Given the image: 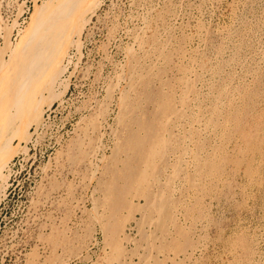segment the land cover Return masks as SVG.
I'll use <instances>...</instances> for the list:
<instances>
[{"label": "rangeland", "instance_id": "1", "mask_svg": "<svg viewBox=\"0 0 264 264\" xmlns=\"http://www.w3.org/2000/svg\"><path fill=\"white\" fill-rule=\"evenodd\" d=\"M94 7L80 37L51 44L40 34L64 4L0 0L4 143L24 130L28 115L14 114L44 58L55 52L63 68L49 74L61 80L46 82L27 151L3 169L0 264H264V0ZM34 55L42 65L27 69ZM51 92L63 94L49 106Z\"/></svg>", "mask_w": 264, "mask_h": 264}, {"label": "bare ground", "instance_id": "2", "mask_svg": "<svg viewBox=\"0 0 264 264\" xmlns=\"http://www.w3.org/2000/svg\"><path fill=\"white\" fill-rule=\"evenodd\" d=\"M95 1H97V0H59V6H61V5H63L64 4V10L67 12V13H62L61 15H58V17H56V14H55V12H54V16H55V20H58L54 25H52L51 27H49L48 28V26H49V24L48 25H46V28H44V30H42L41 31V34H40V38H46V39H49V38H51V40H50V42H51V44H52V42L55 40V44H56V42H57V44H60V40H61V42H62V39H63V37L65 36V35H69V34H71V33H73V32H76L77 33V35H78V37H80V35H81V32H82V30H83V28H84V26H85V24H86V22H87V19H86V17H85V13H87V12H89V11H93V9H95V7H94V3H95ZM243 6V5H242ZM234 9V8H233ZM94 12H95V10H94ZM57 13V12H56ZM65 16V17H64ZM264 16V15H263ZM254 18V17H253ZM51 19V18H50ZM48 20L49 22L51 21V20ZM53 20V19H52ZM55 20H54V22H55ZM259 20V19H258ZM47 21V22H48ZM47 22L45 23V24H47ZM71 24V27L70 28H67L66 27V25L67 24ZM261 23V22H260ZM45 24H44V26H45ZM171 26V25H170ZM65 27L68 29V30H65L64 31V29H65ZM173 29V28H172ZM239 29V28H238ZM166 31V30H165ZM231 31V30H230ZM257 31V30H256ZM63 32V34H61ZM66 32V33H65ZM227 32V31H226ZM65 33V34H64ZM144 33V32H143ZM159 33V32H158ZM156 35V34H155ZM226 35V34H225ZM243 35V34H242ZM185 36V35H184ZM172 37V36H171ZM68 40H69V38L65 41L66 43H64L63 45H62V49H60V51H62V50H64L65 48H66V46H67V42H68ZM259 40V39H258ZM155 42V41H154ZM40 43H42V42H40ZM54 43H53V45H54ZM77 43H80V40L78 39L77 40ZM238 43V42H237ZM247 43V42H246ZM167 44H168V42H167ZM171 44V43H170ZM241 44V43H240ZM160 45V44H159ZM250 45V44H249ZM56 46V45H55ZM58 46V45H57ZM50 47V46H49ZM164 47V46H163ZM219 47V46H218ZM58 48V47H57ZM56 47H55V49H57ZM157 49H158V47H157ZM172 51V50H171ZM182 51V50H181ZM228 51V50H227ZM232 51V50H231ZM183 52V51H182ZM131 53H133V52H131ZM169 53V52H168ZM191 53V52H190ZM130 54V53H129ZM185 54V53H184ZM187 54H188V52H187ZM250 54V53H249ZM186 55V54H185ZM189 55V54H188ZM195 55V54H194ZM183 56V55H182ZM215 57V56H214ZM224 57V56H223ZM137 58V57H136ZM184 58V57H183ZM197 58V57H196ZM193 59V58H192ZM44 60L45 61H43L44 63H45V65L42 67V69L44 70V72H47L46 73V75L43 77V80H41L40 82H41V84L38 82L37 84H36V86L33 88V91L30 93V95L28 96L30 99L29 100H27V99H22L21 101H20V99L18 100V104H17V106H18V108L16 109V112H15V114H14V116H19V115H21V114H23V113H25L26 112V114L28 115V117H27V122H26V125H24L23 126V128H24V130H23V132H21V133H19V134H15L14 133V130H9L8 132L9 133H7L8 135H7V137H6V140H5V143L3 142V139L1 138V134H2V131H3V127H5V124H4V122H6V120L7 121H10L11 120V117H9V112H8V109H6L4 106H1L0 105V188L7 182V179H8V175H5L4 174V172H3V169H4V167L6 166V164L9 162V160L17 153V152H21V151H23V152H26L27 151V147L26 146H24V145H22V143L23 142H28L30 139V136H31V132L29 133V126L30 125H32V124H36V125H39L41 122H42V113H43V110H42V101L44 100V90H45V85H46V82H48V81H50V83H52V82H54V80H61V77L57 74L56 75V79L54 78V76H52L51 78H48L50 75V73H52V69L54 70L55 68H56V66H57V68H59V70H60V72L63 70V68H62V66H61V61H62V59H61V57L60 56H57V54L54 52H50L49 53V55H48V58H44ZM168 60V59H167ZM188 60V59H187ZM216 60V59H215ZM25 61V67L27 66V69L28 68H31V67H33V65H35V63H37V62H41V59L40 58H37V55H34V56H32V57H30V56H28V58L27 59H25L24 60ZM156 61H157V59H156ZM163 61V60H162ZM181 61V60H180ZM191 61V60H190ZM235 61V60H234ZM241 61V60H240ZM187 62V61H186ZM47 63V64H46ZM197 63V62H196ZM248 64V63H247ZM41 65L42 64H40V65H38V63H37V65L35 66V68H40L41 67ZM130 65V64H129ZM222 65V64H221ZM234 65V64H233ZM251 65V64H250ZM208 66V65H207ZM140 67V66H139ZM184 68H186V66L184 67ZM189 68V67H188ZM27 69H25V72L23 71V73H22V76L20 77L21 78V80H20V78L18 79V83L19 84H23L24 82H23V77L25 76H27L28 78H30V79H32V77H31V73H29V72H26L27 71ZM148 69H150V68H148ZM187 69V68H186ZM186 69H184L185 71H186ZM190 69H192V68H190ZM189 69V70H190ZM222 69V68H221ZM38 70V69H37ZM182 70V69H181ZM20 71H22V70H19V72ZM123 71V70H122ZM143 71V70H142ZM184 73H186V72H184ZM188 73H190V72H188ZM214 73H215V71H214ZM130 74V73H129ZM229 74V73H228ZM184 75V74H183ZM234 75V74H233ZM259 75V74H258ZM134 76V75H133ZM144 76V75H143ZM192 76V75H191ZM19 77V76H18ZM138 77V76H137ZM142 77V76H141ZM141 77H139V78H141ZM145 77V76H144ZM186 77V76H185ZM208 77V76H207ZM117 78V77H116ZM155 78V77H154ZM156 79V78H155ZM177 79V78H176ZM184 79V78H183ZM189 79H190V77H189ZM28 80V79H27ZM182 80V79H181ZM181 80H179V81H181ZM187 80H188V76H187ZM132 81V80H131ZM196 81V80H195ZM150 82V81H149ZM182 83H183V81H181ZM189 82V81H188ZM199 82V81H198ZM202 82V81H201ZM160 83H161V80H160ZM175 83V82H174ZM186 83H187V81H186ZM190 83H192V82H190ZM227 83V82H226ZM132 84V83H131ZM130 84V85H131ZM136 84V83H135ZM167 84V83H166ZM188 84V83H187ZM182 85V84H181ZM169 86V85H168ZM188 86V85H187ZM220 86H222V85H220ZM67 87L68 86H65V88H64V91H63V93L67 90ZM185 87H186V85H185ZM195 87V86H194ZM216 87V86H215ZM163 88V87H162ZM167 89V91H166V93H169L168 91V88H170V87H166ZM179 88V87H178ZM191 88V87H190ZM171 90H172V88H170ZM181 89H182V86H181ZM184 89H186L187 90V88H183L182 90H184ZM193 89V88H192ZM220 89V88H219ZM161 90V89H160ZM163 90V89H162ZM181 90V91H182ZM185 90V91H186ZM46 91V90H45ZM175 91V90H174ZM180 91V92H181ZM190 91V90H189ZM210 91H211V89H210ZM239 91V90H238ZM163 93H164V90L162 91ZM171 92V91H170ZM177 92V91H176ZM187 92V91H186ZM206 92V91H205ZM264 92V91H263ZM62 93V94H63ZM165 93V94H166ZM182 93V92H181ZM183 93H184V91H183ZM189 93V92H188ZM187 93V94H188ZM61 93H54V94H52V92L49 94V95H52V97H51V101L49 102V106H51L52 105V103L54 102V100H57V99H59L60 97H61V95H62ZM140 94V93H139ZM171 94H172V92H171ZM186 94V93H185ZM227 94V93H226ZM238 94V93H237ZM38 95H40V97H41V99L39 100V97H38ZM126 95H127V93H126ZM167 95V94H166ZM181 95V94H180ZM216 95H218V94H216ZM163 96V95H162ZM169 96V95H168ZM172 96V98L174 97L173 96V94L171 95ZM171 96H170V98H171ZM161 97V96H160ZM180 97H182V99L183 98H185V97H183V96H180ZM225 97V96H224ZM244 97V96H243ZM163 98V97H162ZM161 98V99H162ZM169 98V99H170ZM171 98V99H172ZM176 98V97H175ZM213 98V97H212ZM125 99V98H124ZM156 99V98H155ZM158 99V98H157ZM170 99V100H171ZM182 99H178V100H182ZM200 99V98H199ZM184 100V99H183ZM183 100H182V102H183ZM213 100V99H212ZM167 101V100H166ZM166 101H164V102H166ZM172 101V100H171ZM221 102V101H220ZM229 102V101H228ZM236 102V101H235ZM169 103V102H168ZM172 103V102H171ZM170 103V104H171ZM159 104H162L161 102L159 103ZM165 104V103H164ZM175 104H177V103H175ZM185 106H186V103H183ZM223 104H224V102H223ZM234 104V103H233ZM123 105V104H122ZM166 105V104H165ZM226 105H227V103H226ZM157 106H158V103H157ZM170 106V105H169ZM168 106V107H169ZM173 106H174V104H173ZM173 106H171V107H173ZM252 106V105H251ZM261 106V105H260ZM166 107H167V105H166ZM187 107V106H186ZM162 108H165V107H163L162 106ZM166 109V108H165ZM172 109V108H171ZM179 109V108H178ZM183 108L181 107V110H182ZM210 109V108H209ZM225 109V108H224ZM230 109V108H229ZM162 110V109H161ZM170 110V109H169ZM164 111V110H163ZM162 111V112H163ZM167 111V110H166ZM171 111V110H170ZM170 111H168L169 113H170ZM184 111H186V110H184ZM173 112V111H172ZM178 112H180V111H178ZM177 112V113H178ZM183 112V111H182ZM187 112V111H186ZM203 112V111H202ZM240 112V111H239ZM255 112V111H254ZM165 113V112H164ZM167 113V112H166ZM166 113H165V115H166ZM177 113H176V115H177ZM199 113V112H198ZM225 113V112H224ZM238 113V112H237ZM104 114V113H103ZM173 114V113H172ZM181 114H183V113H181ZM191 114V113H190ZM218 114V113H217ZM223 114V113H222ZM264 114V113H263ZM164 115V116H165ZM173 115H175V113L173 114ZM176 115L174 116V117H176ZM215 115V114H214ZM238 115V114H237ZM163 116V115H162ZM170 116V115H169ZM179 116V115H178ZM181 116V115H180ZM217 116V115H216ZM219 116V115H218ZM136 117V116H135ZM134 117V118H135ZM141 118V117H140ZM169 118V117H168ZM177 118V117H176ZM175 118V119H176ZM183 118V117H182ZM195 118V117H194ZM193 118V119H194ZM124 119V118H123ZM165 119V118H164ZM167 119V118H166ZM170 119H171V117H170ZM169 119V120H170ZM196 119V118H195ZM168 120V119H167ZM168 120V121H169ZM179 120V119H178ZM230 120V119H229ZM139 121V120H138ZM173 121V120H172ZM181 121V120H180ZM179 121V122H180ZM187 121V120H186ZM201 121V120H200ZM224 121H225V119H224ZM244 121H245V119H244ZM162 122V121H161ZM175 122H177V121H175ZM227 122V121H226ZM165 123V122H164ZM247 123V122H246ZM133 124V123H132ZM185 124V123H184ZM188 124H189V122H188ZM187 124V125H188ZM191 124V123H190ZM189 124V125H190ZM235 124V123H234ZM167 125V124H166ZM165 124H164V127L166 126ZM186 125V124H185ZM228 125H229V123H228ZM241 125V124H240ZM148 126H150V125H148ZM161 126V125H160ZM181 126V125H180ZM183 126V125H182ZM191 126V125H190ZM194 126V125H193ZM200 126V125H199ZM203 126H204V124H203ZM218 126V125H217ZM220 126V125H219ZM166 127H168V126H166ZM201 127V126H200ZM224 127V126H223ZM236 127V126H235ZM239 127H241V126H239ZM258 127V126H257ZM161 128V127H160ZM217 128V127H216ZM251 128V127H250ZM261 128V127H260ZM150 129V128H149ZM153 129V128H152ZM163 129V128H162ZM225 129V128H224ZM235 129V128H234ZM254 129V128H253ZM129 130V129H128ZM214 130V129H213ZM217 130V129H216ZM161 130H159V132H160ZM163 131H164V129H163ZM165 131H167V129L165 128ZM197 131V130H196ZM132 132V131H131ZM214 132V131H213ZM252 132V131H251ZM164 133V132H163ZM230 133V132H229ZM199 134V133H198ZM128 135V134H127ZM223 135V134H222ZM131 136V135H130ZM218 136V135H217ZM99 137V136H98ZM158 137H159V135H158ZM235 137V136H234ZM232 138V137H231ZM14 139H18L19 140V143L17 144V145H12V143H13V140ZM152 139H153V137H152ZM157 139V138H156ZM163 139V138H162ZM158 140H160V139H158ZM199 140V139H198ZM218 140V139H217ZM152 141V140H151ZM201 141V140H200ZM211 141V140H210ZM244 141V140H243ZM154 142V141H153ZM162 142V141H161ZM164 143V142H163ZM163 143H161L162 145H160V141H159V143L157 142V144L158 145H160V146H163L164 144ZM247 143V142H246ZM3 144V145H2ZM240 144V143H239ZM26 145V144H25ZM152 145H155L154 143L152 144ZM157 145V146H158ZM82 146V145H81ZM156 146V147H157ZM243 147V146H242ZM4 148H6L7 150H6V152H4L3 151V149ZM154 148V147H153ZM159 149V148H158ZM157 149V150H158ZM83 150V149H82ZM148 150H150V149H148ZM152 150H154V149H152ZM151 150V151H152ZM161 150V149H160ZM150 151V152H151ZM155 152H156V150H154ZM83 152V151H82ZM146 152H148V151H146ZM160 152V151H159ZM250 152V151H249ZM136 153V152H135ZM157 153V152H156ZM216 153V152H215ZM257 153V152H256ZM154 154V153H153ZM159 154V153H158ZM250 154V153H249ZM152 155V154H151ZM161 155V154H160ZM200 155V154H199ZM144 163H146V166L148 165V166H151V165H149V164H151V163H148V162H145V159H146V153L144 154ZM202 156V155H201ZM154 157H155V155H154ZM209 157V156H208ZM255 157V156H254ZM152 158V157H151ZM118 159V158H117ZM157 159V158H156ZM156 159H154L153 158V160L155 161ZM221 159H222V157H221ZM259 159V158H258ZM152 160V161H153ZM179 160V159H178ZM250 160V159H249ZM163 161V160H162ZM213 162V161H212ZM148 163V164H147ZM220 163V162H219ZM245 163V162H244ZM250 163V162H249ZM141 164V163H140ZM153 164V163H152ZM170 164V163H169ZM162 165V164H161ZM248 165V164H247ZM253 165V164H252ZM103 166V165H102ZM145 166V167H146ZM163 166V165H162ZM259 167V166H258ZM246 168V167H245ZM124 169V168H123ZM153 169V168H152ZM250 169V168H249ZM248 169V170H249ZM147 170V169H146ZM150 170V169H149ZM234 170V169H233ZM251 170V169H250ZM155 171V170H154ZM246 171H247V169H246ZM147 172V171H146ZM146 172H142L141 174H140V177H139V180H140V182H144L145 180H147V173ZM217 173V172H216ZM253 173V172H252ZM251 174V173H250ZM197 175V174H196ZM148 176H149V172H148ZM155 176V175H154ZM223 176V175H222ZM151 177V176H150ZM127 178V177H126ZM152 178H154V177H152ZM159 178V177H158ZM63 180V179H62ZM114 180H115V178H114ZM138 179H136L135 181H137ZM148 180H149V178H148ZM156 180V179H155ZM146 182V181H145ZM148 182V181H147ZM159 182V181H158ZM138 183V182H137ZM207 183V182H206ZM225 183V182H224ZM156 184V183H155ZM7 185V184H6ZM138 185H141L140 187H142L144 184H142V183H138ZM4 187V186H3ZM182 187V186H181ZM154 190V189H153ZM160 190V189H159ZM103 191V190H102ZM0 192H2V191H0ZM135 192V191H134ZM129 193V192H128ZM255 193V192H254ZM153 194V193H152ZM252 195V194H251ZM261 196V195H260ZM153 198H154V196H153ZM209 198V197H208ZM247 198V197H246ZM76 199V198H75ZM215 199V198H214ZM194 200V199H193ZM164 203V202H163ZM153 204H154V201H153ZM94 208V207H93ZM67 211V210H66ZM69 211V210H68ZM98 211V210H97ZM126 211V210H125ZM209 214V213H208ZM187 219V218H186ZM62 222V221H61ZM178 223V222H177ZM104 225V224H103ZM141 225V224H140ZM254 229V228H253ZM185 230V229H184ZM243 232V231H242ZM246 232V231H245ZM182 233V232H181ZM83 238V237H82ZM86 238V237H85ZM167 238V237H166ZM255 238V237H254ZM84 240V239H83ZM73 241V240H72ZM115 245V244H114ZM108 246V245H107ZM120 246V245H119ZM257 246V245H256ZM245 247V246H244ZM241 254V253H240ZM256 254V253H255ZM112 258V257H111ZM149 258V257H148ZM255 260V259H254ZM121 263V262H120Z\"/></svg>", "mask_w": 264, "mask_h": 264}]
</instances>
